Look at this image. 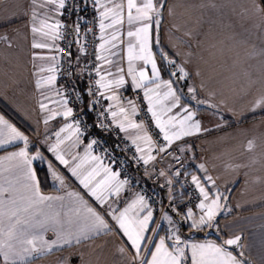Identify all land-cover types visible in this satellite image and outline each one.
I'll use <instances>...</instances> for the list:
<instances>
[{
	"label": "crops",
	"instance_id": "crops-1",
	"mask_svg": "<svg viewBox=\"0 0 264 264\" xmlns=\"http://www.w3.org/2000/svg\"><path fill=\"white\" fill-rule=\"evenodd\" d=\"M123 2L126 5V0ZM163 2L164 8L161 10L159 25L153 24L152 30V51L156 54L160 80L179 81L173 87L180 90L178 94L182 96L181 104L190 106L191 110L196 112L195 118L200 121L202 129H208V131L183 137L172 146L179 145V148L184 149L181 153L185 164L197 173L210 194L216 189L224 193L221 198L220 214L215 221L218 223V229L215 227L206 228L203 231L190 229L183 217H178L171 211L166 213L171 215L173 220L180 222L178 227L182 238L191 237L195 242H205L214 240L193 236L206 237L208 234H213L225 235L229 238L239 235L242 247L235 245L230 247L243 252L244 258L251 264H264V108L252 111L257 101L264 98V56L254 54L264 47V14L252 11L253 0H163ZM213 4L216 6L212 7ZM51 7L39 8L37 11L48 12L50 17L48 23H53L55 20L61 21L62 15L49 11ZM31 16L30 0H0V37L5 35L8 37V41L0 39V115L28 137L27 150L30 155H35L36 150L39 149L46 157L44 160H33L31 165L36 177L35 163L45 166L48 171L54 190L44 192L39 185L42 194L66 196L69 192L79 193L91 207L104 215V209H107L108 205H98L94 197L90 194L85 195L87 189L83 188L70 171L75 163L85 158L87 145L91 141V132L81 131L83 134L79 136V140L76 135H72L71 139H66L60 146L65 158L70 162L68 167L61 165L55 160L54 154L46 150L44 142L47 140L48 144L55 143L54 134L65 124L72 123L73 115L66 119L56 116L47 124L44 123L49 113L40 108V102L48 103L51 109L62 111L63 109L57 104L45 100L44 97L49 96L52 100H58L59 97L54 89L63 88L65 94L66 83L58 79L55 73L54 85L36 87L38 69L55 66V61L34 60L33 54L57 56L59 61L60 58L55 49H34L32 42L35 38L37 41L54 43L59 48L61 39L53 42L42 38L39 34L34 36L31 32L33 23ZM43 18L41 15L35 22L37 27H40L39 20ZM136 27V24L128 25L125 8L124 22L117 26L121 33L118 40H111L116 29L108 28L104 33L105 40L109 41L105 48L110 49L113 54L109 55V52L105 51L103 55L108 56L113 63L100 62V66L103 64L101 73L110 70L114 74L107 79L111 80L121 74L124 75L127 83L120 88L113 86L112 90L106 93V95H117L119 101L106 99V105L107 108L110 104L113 105V110L117 112L119 107H124L128 110V119L131 121H134L136 114L131 113V106L128 104L131 99L125 95V87L133 86L131 77L128 75L127 45L130 39L133 43L136 41L135 38H129L127 32L130 28L135 31ZM162 54L174 60L175 65L183 67L189 75L179 79L178 67L168 64L166 60H161ZM77 56H79V62H77ZM72 58L74 61L72 85L77 92H81L84 77L80 67L82 55L78 49L74 50ZM133 64L136 69L145 67L148 76H152L151 65H144L142 61H134ZM118 68H123V73H118ZM172 72H176L177 75L172 76ZM49 75L52 73L47 71L39 73L42 77ZM190 87L197 90L196 100L191 99L193 94L189 92ZM164 90L161 86V93ZM198 100L205 103L198 104ZM164 103L170 102L164 101ZM211 105H216L217 108ZM68 106L73 108L74 114V105ZM176 114L178 119L183 116L179 108H173L168 115ZM117 119H122V114ZM218 124L220 127H217ZM0 129H3V126H0ZM71 131L61 133V136H68ZM7 134L8 130L3 129L0 139L7 137ZM121 134L132 143L128 137L135 138L137 132L130 129L127 134L124 132ZM34 139L38 141V145L34 143ZM249 142L252 144L251 148H249ZM138 143L144 146L142 142L138 141ZM22 148H24L22 141L0 147V179L11 178L18 172L14 167L15 161L3 158L13 152H19ZM90 155L99 156L93 150ZM73 156L76 157L75 161L72 160ZM101 160L104 166L117 172L116 168L108 165L102 157ZM49 162L52 164L51 169ZM199 165H203L204 169H201ZM95 166H97L96 161L88 159L81 171H90ZM53 171L64 179L63 188H60L59 181L54 179ZM103 175L104 173L101 172L96 179H101ZM206 176H211L215 185L205 183ZM118 179L124 178L120 175ZM235 186L236 189L232 191ZM137 192H140L139 187L129 182L113 207L122 209L126 203L135 198ZM112 203V200L108 201V204ZM194 214L198 217L200 212ZM105 218L109 219V224L115 229V222L108 216ZM184 226L189 228L186 233ZM170 228L168 220L163 217L158 235L161 237L171 235ZM54 238L55 234L52 231L45 233V239ZM65 257L70 258V264L140 263L139 256L131 247V242L122 233L113 230L107 234L93 235L90 239L82 240L78 245L53 249L52 252L41 257L32 258L31 264H62Z\"/></svg>",
	"mask_w": 264,
	"mask_h": 264
},
{
	"label": "snow or ice",
	"instance_id": "snow-or-ice-1",
	"mask_svg": "<svg viewBox=\"0 0 264 264\" xmlns=\"http://www.w3.org/2000/svg\"><path fill=\"white\" fill-rule=\"evenodd\" d=\"M84 3L87 0H83ZM32 5L33 21L31 25V32L39 34L42 38H47L50 41L62 39L64 33L62 29L65 27L60 20H55L53 23H48V12L39 13L37 9L49 8V11H55L63 14L61 10L65 9L68 0H30ZM69 7L73 5L68 3ZM93 8L98 12L100 39L104 41L99 45L101 53L96 55V60L102 61L103 64H112L113 61L108 56L103 55V52L108 51L112 55L110 49H106L105 45L109 41L105 40L104 33L108 28L116 29L113 32L111 40H118L120 29L118 25H122L125 19V8L127 12V23L129 26L136 24L135 31L129 29L127 36L135 38V43L129 40L127 45V61H128V75L131 77L132 85L136 89H143L144 98L147 101V113H150L151 119L155 121V128L162 134L163 141L159 147L153 141L152 136L148 134L143 121L137 123L128 119V110L124 107H119V111L113 110V105H109L107 109L103 107V99L109 101H119V97L115 94L106 95L115 86L116 88L123 87L127 81L124 75H119L111 80L108 76L114 74L108 70L101 73L100 67L95 68L96 75L99 79L95 81L94 87L89 84L86 94L90 97L88 104L89 111H93L97 107L101 110L97 112L94 125L102 132L108 133L113 131L110 125L115 122L120 132L128 133L130 129L136 130L135 138L128 137L136 146V151L142 153L140 156H133V162L143 161L147 164L150 160H154L155 156L151 153L153 150L158 152H166L171 145L181 140L183 137L191 136L201 131H208L203 128L199 120H197L196 112L191 110L190 106L181 104L182 96L178 94L180 90L173 87L178 80H160V69L157 66L156 54L152 51L153 43V24L159 25V18L162 15L164 8L163 0H126V5L123 0H92ZM216 5L213 4L212 7ZM252 11L254 13L264 14V2L261 0H253ZM43 19L39 20L40 27L36 26V21L40 16ZM82 19V17H78ZM109 21V23H105ZM73 35L79 34V24L71 29ZM91 31V29H87ZM8 41L5 35L0 37ZM158 43V39L156 40ZM246 42V41H244ZM9 46H11L9 42ZM72 43L69 42L68 48L71 49ZM115 47V44H113ZM34 49H55L57 52H62L63 49L58 48L54 43L37 41L35 38L32 42ZM78 52L86 53L87 49L81 45ZM163 53V49H161ZM255 55L264 56V47L258 49ZM68 56H71L69 51ZM161 60H166L168 64L178 67L180 76L179 79L186 78L189 74L183 67L175 65V61L168 59L165 55H161ZM33 59H50L55 61V66L44 68L40 67L36 73L38 79L36 80V87L43 88L45 85L52 86L56 80L57 66H59V59L57 56H43L38 53L33 54ZM134 61H142L144 65H151L152 76L149 77L145 67L140 69L134 68ZM79 62V56H77ZM35 67V65H34ZM87 67V66H86ZM52 73L47 77L39 76L43 72ZM118 73H123V68L117 69ZM71 75V73H69ZM89 75H91L89 73ZM176 76V72L171 73ZM161 86L165 89L162 93ZM103 89L104 91H101ZM58 100H52V97L45 96L44 99L57 104L62 111H56L49 108L48 103L40 102V108L49 113L45 118L44 123L47 124L49 120L56 116H62L65 119L73 115V108L69 107V100L71 99V92H75V86L69 90V94H64L63 88L54 89ZM196 89L189 88L192 93L191 99L196 100ZM83 94H77L74 102L81 103V112H83ZM164 101H169L165 104ZM198 104H203L205 101H197ZM128 104L131 106V113L137 114V107L134 102L129 100ZM217 108L216 105H211ZM173 108H179L183 112L181 118L176 115H168ZM257 108H264V98H261L254 105L252 111ZM110 113L112 120H107V115ZM122 114V119H117ZM85 125L87 130V122L84 115H79L72 123H67L54 135L56 142L48 144L47 140L44 142L46 150L54 154L55 160L61 165L68 167L69 160L65 158L61 151V145L66 139H71L72 135L79 136L81 132L80 125ZM0 126L8 130L7 137L0 139V147L5 144H11L15 141H22L24 148L19 152H13L8 157L3 159L15 161L14 167L18 170L11 178L0 179V264H31L32 258H38L44 254L50 253L53 249H62L65 246L78 245L82 240L90 239L93 235L101 233H109L113 230L122 233L123 236L131 242V247L135 249L137 256L140 258V264H251L250 261L241 259L243 252L239 256L233 255L229 251V246L242 247L240 244L241 237L234 235L226 239L216 241L195 242L191 237L182 238L179 221L173 220L171 215L164 214V218L168 220L171 225V235L161 237L158 235L160 225L153 220V210L149 203V197L146 194L137 192L135 198L131 202L126 203L122 209L114 208L121 197V192L125 186L129 184L127 179H118L119 172H113L110 167L104 166L100 156H91L92 146L100 143L93 138L87 145L85 158L75 163L70 171L72 176L76 177L84 189H87L85 195L90 194L95 198L98 205L107 204L108 208L104 209V215H101L96 209L91 207L83 197L76 192L66 193V196L44 195L40 190V182L36 177L35 171L31 165L33 160H44L46 157L39 149L36 150L35 155H30L28 149L29 139L21 131L10 124L4 116L0 115ZM217 127H220L218 124ZM3 129H0V135H3ZM72 130L68 136H61V133ZM144 145L141 146V143ZM119 148L120 145H114ZM252 147L249 142V148ZM177 148L182 152L183 148ZM110 155V153H109ZM96 161L97 166L90 171H81L84 163L88 160ZM179 159V157H177ZM75 161L76 157L73 156ZM204 169L203 165H199ZM49 168H52L49 162ZM206 171V170H205ZM103 172L101 179H96ZM55 180L59 181L60 188L64 187L65 181L55 171L52 172ZM160 175H164L163 172ZM176 175L180 173L177 171ZM21 176L23 180L21 181ZM192 183L198 189L199 196L202 197L197 207L200 214L197 217L192 208H188L183 216V220L188 224L190 229L203 231L206 228H217L218 223H215L216 217L220 214L222 207L221 198L224 193L218 189L211 194L201 182L200 177L193 175ZM15 180V182H14ZM171 183V181H169ZM205 183L215 185V181L211 176L205 177ZM67 199V203H65ZM226 199V197H225ZM112 200V204L108 201ZM56 210H52V209ZM108 216L115 222V229L109 224ZM52 231L55 238L51 240L45 239V233ZM170 241V243L166 242ZM124 251V249H121ZM135 260V257H133ZM62 264H70V258L65 257Z\"/></svg>",
	"mask_w": 264,
	"mask_h": 264
},
{
	"label": "built area",
	"instance_id": "built-area-1",
	"mask_svg": "<svg viewBox=\"0 0 264 264\" xmlns=\"http://www.w3.org/2000/svg\"><path fill=\"white\" fill-rule=\"evenodd\" d=\"M68 3L78 5V7H69ZM68 3L62 12L61 22L65 27L62 29L64 37L61 39L59 48L63 51L58 52L60 63L56 72L57 78L66 83L65 95H68L69 90L73 87L71 81L74 73L72 52L79 49L81 45L87 49L86 53L80 52L82 55L80 67L84 77L83 89L81 92H71V99L69 100V104L75 107L72 121L79 115L85 116L88 127L85 131V125L82 123L80 125L81 131H90V139L95 138L100 141V143L92 146V150L101 156L108 165L115 167L122 178L136 184L140 193L149 197L153 219L159 225H161V220L167 211L173 212L178 217H183L188 208H192L194 213L200 212L197 205L202 197L199 196L198 189L191 179L193 175H198L185 164L183 154L177 147L171 145L166 152L153 150L151 154L155 156V159L150 160L147 164H144L143 161L133 162V156H140L142 153L137 152L136 146L122 136L115 122L110 125L113 131L108 133L102 132L94 125L97 112L101 109L97 107L93 111H89L90 97L85 90L89 84L97 87L95 81L99 79L95 72V68L100 67L101 61L96 60L95 57L101 53L99 45L102 43L98 12L93 8L92 0H87L86 3L83 0H68ZM78 17H82V19H78ZM77 23L79 24V34L74 36L71 29ZM87 29H91V31L89 32ZM69 42L72 43L71 49L68 48ZM69 51H71L70 57L68 56ZM78 93L83 94V112H81V103L74 102ZM125 95L137 107L138 111L134 122L143 121L148 134L152 136L157 147L165 143L162 134L158 135L159 130L155 128V121L146 111L147 101L144 98L143 89H136L127 85ZM85 99L86 101H84ZM103 107L107 109L106 99H103ZM107 120H112L110 113L107 115ZM34 143L38 145V141L35 139ZM117 144L120 145L119 148L114 147ZM177 171L180 173L179 176L176 175ZM161 172L164 175H160Z\"/></svg>",
	"mask_w": 264,
	"mask_h": 264
},
{
	"label": "trees",
	"instance_id": "trees-1",
	"mask_svg": "<svg viewBox=\"0 0 264 264\" xmlns=\"http://www.w3.org/2000/svg\"><path fill=\"white\" fill-rule=\"evenodd\" d=\"M73 52H72V55H73ZM71 58H72V56H71ZM72 60H73V58H72ZM32 151L33 150H31V152ZM35 167H36L37 177H38V180L40 182V186L43 189V191L44 192H49V191L54 190V188L51 185V182H50V179H49V174H48V171H47L46 167L40 165L39 163H35ZM235 189H236V186L234 188H232V191H234ZM183 228H184L185 233L187 231H189L188 227L184 226ZM191 233H193V232H191ZM193 237L194 238H201V239L202 238H207V239L214 240L216 242H219L220 239H226L227 238L225 235L217 236V235H213V234H208V235H206V237H202V236H199V235H194ZM229 250L232 251L237 256H239V253H241L238 249H235L234 247H230L229 246ZM240 258L246 260L244 258V256H242Z\"/></svg>",
	"mask_w": 264,
	"mask_h": 264
},
{
	"label": "rangeland",
	"instance_id": "rangeland-1",
	"mask_svg": "<svg viewBox=\"0 0 264 264\" xmlns=\"http://www.w3.org/2000/svg\"><path fill=\"white\" fill-rule=\"evenodd\" d=\"M168 243H170V241H168ZM139 260H140V258H139ZM140 264V263H139Z\"/></svg>",
	"mask_w": 264,
	"mask_h": 264
}]
</instances>
